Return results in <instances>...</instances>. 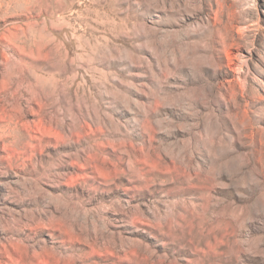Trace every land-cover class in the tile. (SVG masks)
<instances>
[{
  "label": "rangeland",
  "instance_id": "obj_1",
  "mask_svg": "<svg viewBox=\"0 0 264 264\" xmlns=\"http://www.w3.org/2000/svg\"><path fill=\"white\" fill-rule=\"evenodd\" d=\"M0 264H264V0H0Z\"/></svg>",
  "mask_w": 264,
  "mask_h": 264
}]
</instances>
